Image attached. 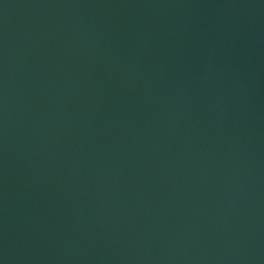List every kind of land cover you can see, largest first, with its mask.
I'll use <instances>...</instances> for the list:
<instances>
[{
    "label": "water",
    "instance_id": "obj_1",
    "mask_svg": "<svg viewBox=\"0 0 264 264\" xmlns=\"http://www.w3.org/2000/svg\"><path fill=\"white\" fill-rule=\"evenodd\" d=\"M0 264H264V0H0Z\"/></svg>",
    "mask_w": 264,
    "mask_h": 264
}]
</instances>
